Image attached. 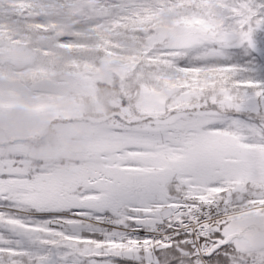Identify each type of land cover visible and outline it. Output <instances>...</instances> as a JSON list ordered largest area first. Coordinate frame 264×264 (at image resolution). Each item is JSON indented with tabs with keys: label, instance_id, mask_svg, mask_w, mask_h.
<instances>
[{
	"label": "snow or ice",
	"instance_id": "1",
	"mask_svg": "<svg viewBox=\"0 0 264 264\" xmlns=\"http://www.w3.org/2000/svg\"><path fill=\"white\" fill-rule=\"evenodd\" d=\"M35 3L19 0L25 11ZM122 7L96 58L67 65L80 97L108 91L101 114L80 121L53 97L33 111L63 121L54 141L40 130L0 137V264H256L248 223L264 221V0ZM121 31L135 47L123 50ZM19 43L0 27V71L53 57ZM58 43L71 48L75 35ZM37 71L0 94V120H12Z\"/></svg>",
	"mask_w": 264,
	"mask_h": 264
},
{
	"label": "rangeland",
	"instance_id": "2",
	"mask_svg": "<svg viewBox=\"0 0 264 264\" xmlns=\"http://www.w3.org/2000/svg\"><path fill=\"white\" fill-rule=\"evenodd\" d=\"M59 1L62 2V0H36L35 6L29 7L25 11L19 6V0H0V27L6 24L13 29L20 41L17 47L23 53H28L36 47L48 48L53 53L52 58L41 57L36 63H27L21 59L6 65L0 71V94H3L7 93L18 82L27 81L31 73L40 69L36 72L35 82H29L23 88V102L16 104L12 109V120L7 117L0 120V137L30 136L34 131L40 130L49 140L54 141L57 129L63 127V121L60 124H53L51 120L43 122L39 116L35 115L33 106H36L41 100L58 98L62 103L69 106L71 116L83 122L97 118L107 104L108 91L103 86L92 96L80 97L72 91L75 76L69 73L67 65L73 63L74 58H78L76 54L94 60L98 55L95 49L100 32L110 31L117 19L110 18L101 23L87 24L86 17L76 14V7L71 6L70 8V0H64L68 2L66 5H60ZM91 1L86 0L88 10L92 8ZM105 2L108 4L105 5V8L107 7L108 11H114L117 18L124 13L122 5L115 9L113 6L117 5H113V0H105ZM57 6L60 7L59 12L55 13L53 9H56ZM93 7L98 8L96 5ZM31 10H43L49 14L41 19L36 17L33 21L30 19L26 21L20 17L19 14L26 18ZM100 12H104V10ZM41 21L45 24L54 25L55 34L51 29L47 31L37 30L35 27L30 29V25H37ZM162 21L164 23L174 22L172 13H164ZM64 34L75 35L77 46L63 48L58 43L57 36ZM125 35L130 34L121 31L114 39L125 46L124 51H128L135 47L138 41L132 39L131 35L128 37L129 40L123 39L121 36ZM52 59H54V63L51 62ZM113 67H118V64ZM81 139L79 136H72L70 142L74 145L79 144ZM249 251L257 264H264L263 246L250 248Z\"/></svg>",
	"mask_w": 264,
	"mask_h": 264
},
{
	"label": "trees",
	"instance_id": "3",
	"mask_svg": "<svg viewBox=\"0 0 264 264\" xmlns=\"http://www.w3.org/2000/svg\"><path fill=\"white\" fill-rule=\"evenodd\" d=\"M70 1H71V3L69 2L70 3V8H71V6L76 7L75 8V10H77L76 14L77 15L81 14L82 16L86 17L85 21H86L87 24H94V23H97V22L101 23V22H103V20H108L110 18H112L114 20L117 19V15H114V11H108L107 7L105 8V5L107 4V2H105V0H92L91 1L92 2V6L90 5L92 7L91 10H88L86 8V6H87L86 0H74V1L70 0ZM58 3L60 5H62V4L66 5L68 2L62 0V2L59 1ZM122 3L123 2H116V0H113V5H117V6H113V7H115V9H116V7L122 5ZM93 4L98 6V8L95 9V7H93L95 5H93ZM99 6H102V8H99ZM59 8L60 7L57 6L56 7L57 10L54 8L53 12H55V13L59 12ZM101 10H104V12H100ZM31 13L37 14L38 19H41L42 17H47V15L49 14L48 12H45L43 10L42 11L41 10L40 11L31 10L30 12H28V14H31ZM19 15H21V14H19ZM23 20L27 21V18L23 17ZM30 20L33 21V19H30ZM19 21H21V20H19ZM60 36L61 35L57 36L58 40H59ZM129 36L130 35H125V36H121V37L123 39L129 40V38H128ZM76 46L77 45L75 43V45L73 47H76ZM76 56L79 57L80 55L76 54Z\"/></svg>",
	"mask_w": 264,
	"mask_h": 264
},
{
	"label": "water",
	"instance_id": "4",
	"mask_svg": "<svg viewBox=\"0 0 264 264\" xmlns=\"http://www.w3.org/2000/svg\"><path fill=\"white\" fill-rule=\"evenodd\" d=\"M116 2H123V0H116ZM20 17L23 18L22 15H20ZM36 17H37V14H34V13H31L28 16H26L27 19H34ZM253 219H251L248 223V227L250 231L255 236V243L253 244L251 248L261 247V246L264 247V221L260 220L259 218H253Z\"/></svg>",
	"mask_w": 264,
	"mask_h": 264
},
{
	"label": "flooded vegetation",
	"instance_id": "5",
	"mask_svg": "<svg viewBox=\"0 0 264 264\" xmlns=\"http://www.w3.org/2000/svg\"><path fill=\"white\" fill-rule=\"evenodd\" d=\"M254 220V219H253ZM261 233V232H260ZM262 237H263V235H262Z\"/></svg>",
	"mask_w": 264,
	"mask_h": 264
}]
</instances>
